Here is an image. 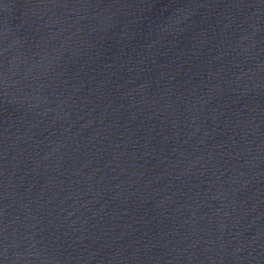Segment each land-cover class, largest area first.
<instances>
[{
	"label": "water",
	"instance_id": "1",
	"mask_svg": "<svg viewBox=\"0 0 264 264\" xmlns=\"http://www.w3.org/2000/svg\"><path fill=\"white\" fill-rule=\"evenodd\" d=\"M0 264H264V0H0Z\"/></svg>",
	"mask_w": 264,
	"mask_h": 264
}]
</instances>
